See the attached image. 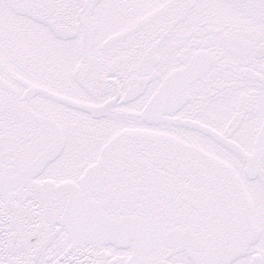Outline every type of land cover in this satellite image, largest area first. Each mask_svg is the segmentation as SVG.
Wrapping results in <instances>:
<instances>
[{
    "label": "snow or ice",
    "instance_id": "1",
    "mask_svg": "<svg viewBox=\"0 0 264 264\" xmlns=\"http://www.w3.org/2000/svg\"><path fill=\"white\" fill-rule=\"evenodd\" d=\"M0 264H264V0H0Z\"/></svg>",
    "mask_w": 264,
    "mask_h": 264
}]
</instances>
